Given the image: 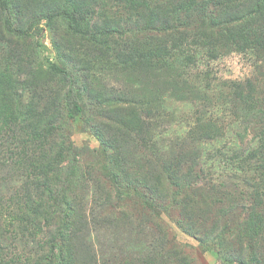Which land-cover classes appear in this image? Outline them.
<instances>
[{
  "label": "trees",
  "instance_id": "1",
  "mask_svg": "<svg viewBox=\"0 0 264 264\" xmlns=\"http://www.w3.org/2000/svg\"><path fill=\"white\" fill-rule=\"evenodd\" d=\"M20 9L22 0H0V35L6 41L0 43V164L11 177L20 176L12 193L0 190V264H78L75 239L93 217L89 206L94 208L97 200H88L100 192L105 195L100 207L130 200L158 232V248L136 264H192L161 208H178L184 217L178 224L189 230L190 211L214 207L219 196H225V216L234 201L239 214L209 249L217 250L225 264H264V77L224 82V103L239 108L244 122L258 124V134L250 146L240 135L232 154L220 151L216 159L221 168L216 170L214 165L207 169L196 154L183 168V159L167 146L156 163L127 170L123 136L137 134L149 145L142 135L162 106L154 110L130 100L124 89L101 80L104 73L122 76L149 64L145 48L150 46L139 44L146 34L158 45L160 68L168 71L195 62L196 54H188L191 44L211 59L232 50L264 53V0H54L43 16H61L74 33L96 45L91 56H78L72 67L49 58H17L9 45L29 36L33 25H18ZM50 85V94L40 96ZM157 102L162 105L161 98ZM90 104L115 115L116 137L120 135L113 140L99 135L101 148L94 154L103 155L105 162L97 165L84 163L68 129ZM205 236L199 240L208 245Z\"/></svg>",
  "mask_w": 264,
  "mask_h": 264
},
{
  "label": "rangeland",
  "instance_id": "2",
  "mask_svg": "<svg viewBox=\"0 0 264 264\" xmlns=\"http://www.w3.org/2000/svg\"><path fill=\"white\" fill-rule=\"evenodd\" d=\"M53 1L22 0V9L17 12V23L24 27L30 23L33 25L29 36L13 39L9 48L16 53L17 58L22 55L27 60L32 56L39 61L49 58L72 67L78 64V56L79 59L91 56L96 45L74 33L61 16L53 20L43 16L45 11L51 10ZM146 36L147 34L139 37V44L150 46L145 48L150 50L149 64L122 76L114 73L101 75L105 85L124 89L130 100L138 99L154 110H159L157 106H162L159 116L152 119L151 128L142 135L150 139L149 145L145 146L137 134L123 136V166L130 171L143 169L149 162L156 163L162 148L167 146L177 152L175 157L183 159V168L194 154L200 156L207 169L212 165L215 170L216 167L221 168V162L216 159L220 151L232 154L240 135L244 136L245 146H250L258 134V124L244 122L239 108L224 103L227 95L224 82L247 79L258 81L263 78L264 53L256 54L254 49L232 50L211 59L202 47L191 44L188 54H196L195 62L189 68H173L168 71L158 64V45L154 39ZM1 41L0 35V43ZM6 48L8 49V45ZM53 89L54 85L43 87L42 94L39 95H49ZM160 98L162 105L157 102ZM114 119L113 113L101 112L90 104L84 115L70 121L69 136L82 152L85 164L105 162V157L95 155L94 150L101 148L99 135L110 140L119 138L120 135L116 137L118 127ZM112 150L109 148L108 153ZM163 153L165 154V150ZM10 172L8 167L0 164V190L5 193H12L14 185H19L20 176L17 174L11 177ZM219 172L225 178L223 169H219ZM95 195L97 198L91 197L88 200H97L94 208L89 206L93 217L77 233L75 239L76 249H80L79 254L77 253L80 257L78 264H114V259L130 260L131 264H136L139 257L158 248V232L150 226L149 221H145L148 219L146 216L138 213L139 210L132 201H114L111 204L113 208L109 205L104 208L99 205L105 195L101 192ZM223 200L225 201V196H219L214 207L212 204L201 205L195 211L191 210L193 221L189 230L179 226V221L184 217L180 215L178 208H161L163 219L173 227V238L177 243L183 244L181 248L189 255L192 264H225L222 255L217 250H210L209 246L215 243L214 237L221 234L229 220L239 214V205L235 207L237 201H234L231 212L228 211L225 216ZM121 216L123 218H119ZM213 216L214 221H205ZM187 221L190 220L185 222ZM203 233L210 241L208 245L199 240ZM24 247H28V244Z\"/></svg>",
  "mask_w": 264,
  "mask_h": 264
}]
</instances>
